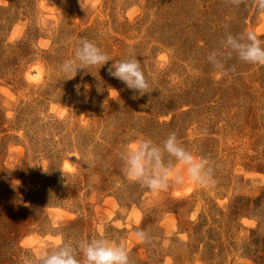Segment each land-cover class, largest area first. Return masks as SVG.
Returning a JSON list of instances; mask_svg holds the SVG:
<instances>
[{
  "label": "rangeland",
  "instance_id": "rangeland-1",
  "mask_svg": "<svg viewBox=\"0 0 264 264\" xmlns=\"http://www.w3.org/2000/svg\"><path fill=\"white\" fill-rule=\"evenodd\" d=\"M249 31L264 46L258 0H0V264L100 233L129 264H264V65L207 60ZM81 39L136 57L147 92L109 75L112 60L68 79ZM172 132L209 179L128 180L126 146Z\"/></svg>",
  "mask_w": 264,
  "mask_h": 264
},
{
  "label": "clouds",
  "instance_id": "clouds-1",
  "mask_svg": "<svg viewBox=\"0 0 264 264\" xmlns=\"http://www.w3.org/2000/svg\"><path fill=\"white\" fill-rule=\"evenodd\" d=\"M231 2L239 6L242 0ZM258 7L264 10V0H258ZM233 56L250 64L264 65V46L254 32L237 36L229 32L221 40V50L210 52L207 60L220 74H225V61ZM110 60L94 43L81 39L74 49L73 58L65 60L60 70L69 74L68 79H71L78 69L96 65L101 67ZM108 73L123 81L129 89L138 90L141 94L147 92L149 85L136 57L113 61ZM165 154L174 161H165ZM121 159L126 178L153 192L166 190L170 182L203 184L209 179L208 161L182 147L175 132L168 135L162 147L151 139L132 141L121 153ZM175 164L181 167L177 169ZM134 236L141 243L147 238L143 230L136 231ZM23 264H129V257L125 245L109 239L103 233L90 239L65 238L61 235L51 249L38 252L34 258H25Z\"/></svg>",
  "mask_w": 264,
  "mask_h": 264
}]
</instances>
